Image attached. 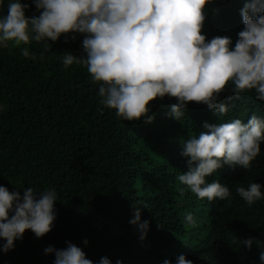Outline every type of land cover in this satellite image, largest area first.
Returning <instances> with one entry per match:
<instances>
[{
	"label": "trees",
	"instance_id": "trees-1",
	"mask_svg": "<svg viewBox=\"0 0 264 264\" xmlns=\"http://www.w3.org/2000/svg\"><path fill=\"white\" fill-rule=\"evenodd\" d=\"M246 0H213L204 9L202 34L206 40L228 36L233 46L243 29L240 9ZM9 0L0 3V16ZM26 17H38L33 0ZM74 37V38H73ZM83 34H62L50 47L32 42L0 49V185L37 192L55 188L56 219L51 231L37 239L26 231L0 264H52L44 249L80 247L94 264L108 257L112 264H163L183 254L193 264H259L258 250L236 241L249 237L264 240V199L249 206L236 188L254 182L264 191V142L248 170L225 165L207 178L219 180L230 197L209 203L185 190L177 177L187 171L182 145L190 136L233 119L247 123L255 114L264 118V102L245 93L223 116L205 105L189 102L184 117L166 114L175 98L165 96L149 103L151 123L124 121L105 108L84 65L65 69L62 55H83ZM27 47L34 58L22 55ZM230 88L218 102L228 103ZM143 202L141 221H149L140 239L133 205ZM196 220L191 225L186 214ZM88 240L85 247L82 243ZM2 243V242H0Z\"/></svg>",
	"mask_w": 264,
	"mask_h": 264
},
{
	"label": "clouds",
	"instance_id": "clouds-1",
	"mask_svg": "<svg viewBox=\"0 0 264 264\" xmlns=\"http://www.w3.org/2000/svg\"><path fill=\"white\" fill-rule=\"evenodd\" d=\"M3 0H0L2 3ZM38 17H26L28 4L9 0L6 15L0 16V49L29 45L50 47L62 34H83V55H62L65 69L84 65L98 85L100 103L124 121L151 123L149 103L165 96L175 98L167 116L180 121L189 102L205 105L214 115L223 116L245 93H254L264 102V0H246L240 9L243 29L233 46L228 36L206 40L202 34L204 9L213 0H33ZM74 38V37H73ZM22 55L34 58L27 47ZM227 87L228 103L218 102ZM2 109V106H0ZM206 131L192 135L182 145L187 171L177 179L185 190L209 203L230 197V190L219 180L207 178L225 165L248 170L261 153L264 118L253 114L247 121L233 119L216 125H203ZM237 195L249 206L264 199L259 183L237 187ZM55 188L37 192L32 187L9 191L0 185V252L11 251L15 242L30 231L39 239L49 233L56 219ZM133 218L140 239L146 238L149 221H141L143 202L133 205ZM189 224L196 220L186 214ZM248 250H258L264 264V240L249 237L236 241ZM87 247L88 240L82 241ZM52 264H94L75 244L56 249L48 246ZM95 264H112L101 257ZM115 264H122L117 259ZM163 264H172L165 259ZM175 264H193L183 254Z\"/></svg>",
	"mask_w": 264,
	"mask_h": 264
}]
</instances>
